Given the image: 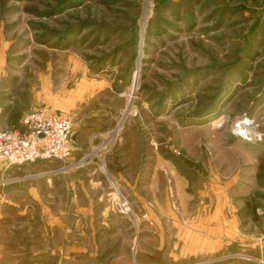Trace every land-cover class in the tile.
Instances as JSON below:
<instances>
[{
  "label": "rangeland",
  "instance_id": "obj_1",
  "mask_svg": "<svg viewBox=\"0 0 264 264\" xmlns=\"http://www.w3.org/2000/svg\"><path fill=\"white\" fill-rule=\"evenodd\" d=\"M39 109L71 120L73 151L0 161V264L72 242L82 264H264V143L229 129L264 125V0H0V126ZM216 155L240 171L209 172ZM194 218L243 236L184 256Z\"/></svg>",
  "mask_w": 264,
  "mask_h": 264
},
{
  "label": "built area",
  "instance_id": "obj_2",
  "mask_svg": "<svg viewBox=\"0 0 264 264\" xmlns=\"http://www.w3.org/2000/svg\"><path fill=\"white\" fill-rule=\"evenodd\" d=\"M19 125V129L0 131V161L22 165L63 160L72 153V123L69 118L39 109L24 115ZM229 129L232 135L243 141L264 143V125L251 117L234 120ZM115 207L120 213L130 212L127 202L121 197L116 199Z\"/></svg>",
  "mask_w": 264,
  "mask_h": 264
},
{
  "label": "crops",
  "instance_id": "obj_3",
  "mask_svg": "<svg viewBox=\"0 0 264 264\" xmlns=\"http://www.w3.org/2000/svg\"><path fill=\"white\" fill-rule=\"evenodd\" d=\"M220 120L222 121L223 119L218 118L214 121L218 122ZM214 123L215 122H213V124ZM3 129H5V128H1V126H0V130H3ZM241 142L247 143L246 141H239V143H241ZM139 156H141V154ZM137 161H138V159H137ZM139 161H141V163H142V161H143L142 158H139ZM211 161L213 163L214 169L209 168V172H215L216 174L222 175V173H224V172L234 173V172L240 171V168L237 165L238 163L240 164L239 157L228 158V157L216 155L214 158H212ZM207 163L208 162L206 161V164ZM234 164H236V165L234 166ZM209 165H210V163H208V166ZM38 207L40 209L44 208L42 205H38ZM90 207H91L90 205H85L83 208H81L80 206H76V204L71 206L72 210L77 212V213H79L80 211L91 212L92 209ZM68 208H70V207H68ZM227 221H231V222H227ZM227 221H225L224 218L219 223L207 221L208 226L214 227L215 230H214V232L204 231V234H203V232L197 231L198 228L203 229V227H205L204 223L201 219H199V220H197V219L195 220V218H194V220L191 219V221L189 222L190 225L185 226V227H179L178 224H176L175 226L178 227V229L179 228L184 229L183 232L186 235V238L183 241V244H184L183 255L185 256V254H190V253H185V250H186L187 245L189 246V248L192 247V244H193L192 237L196 238L194 243H197V242L199 244L222 243L224 241L223 237L228 233V231H225V228L231 227L233 230L234 236L237 237V239H240L239 236H243V235L239 231H236L238 228L242 227L240 220L228 219ZM56 224H57V222H56ZM155 224H156V222H155ZM60 227H62V226H60ZM229 235L232 236V233H229ZM249 237L253 238V240L255 239L254 234H250ZM74 240L78 241L77 239H74ZM72 245L73 246L70 249L68 248L65 251H64V249H61V251L59 252L58 256H59V261L61 262L60 264H82L83 261H85L86 259H87L86 262H90L93 259L92 257H95V254L83 252L82 250H80L79 246L76 244L74 245L73 242H72ZM43 252L47 253L46 250H43ZM39 254L42 257V253H39ZM51 255L54 256V253H52ZM32 256L35 257L36 254H34ZM29 264H42V263L34 261V259H33V261L29 262ZM88 264H90V263H88Z\"/></svg>",
  "mask_w": 264,
  "mask_h": 264
},
{
  "label": "bare ground",
  "instance_id": "obj_4",
  "mask_svg": "<svg viewBox=\"0 0 264 264\" xmlns=\"http://www.w3.org/2000/svg\"><path fill=\"white\" fill-rule=\"evenodd\" d=\"M136 74H137V73H136ZM134 78H135V77H134ZM220 121H221V120H220ZM220 121L215 122L213 126H218V125L222 124Z\"/></svg>",
  "mask_w": 264,
  "mask_h": 264
}]
</instances>
